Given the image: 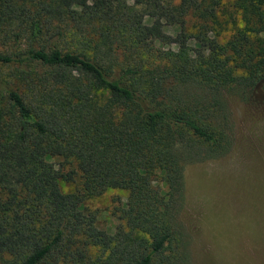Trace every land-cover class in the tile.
Returning a JSON list of instances; mask_svg holds the SVG:
<instances>
[{"label":"trees","instance_id":"trees-1","mask_svg":"<svg viewBox=\"0 0 264 264\" xmlns=\"http://www.w3.org/2000/svg\"><path fill=\"white\" fill-rule=\"evenodd\" d=\"M261 83L264 0H0V264H187L186 169L231 155ZM105 189L111 235L82 204Z\"/></svg>","mask_w":264,"mask_h":264},{"label":"rangeland","instance_id":"rangeland-1","mask_svg":"<svg viewBox=\"0 0 264 264\" xmlns=\"http://www.w3.org/2000/svg\"><path fill=\"white\" fill-rule=\"evenodd\" d=\"M198 9L189 11L188 26L200 22L192 20ZM225 9L220 15H226ZM221 27L220 37L226 39L229 26ZM165 31L175 32L169 27ZM146 39L156 46L151 35ZM252 95V104L239 105L231 155L186 169L187 204L181 221L190 250L187 264H264V83ZM73 168L64 165L62 171ZM59 186L63 192L80 191L78 174L72 181L60 180ZM125 197V191L105 189L84 198L82 204L95 213L98 228L111 235L121 223L117 209Z\"/></svg>","mask_w":264,"mask_h":264}]
</instances>
